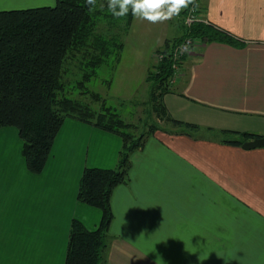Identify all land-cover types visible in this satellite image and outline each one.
<instances>
[{
    "label": "crops",
    "instance_id": "obj_1",
    "mask_svg": "<svg viewBox=\"0 0 264 264\" xmlns=\"http://www.w3.org/2000/svg\"><path fill=\"white\" fill-rule=\"evenodd\" d=\"M199 1L201 15L241 44L196 39L184 58L164 101L174 118L201 129L157 130L132 153L129 179L111 196L104 264H264V147L217 136H264V0ZM168 39L138 52L143 83ZM122 143L68 117L34 173L19 130L1 128L0 264H65L72 220L93 230L102 218L78 198L84 169L115 167Z\"/></svg>",
    "mask_w": 264,
    "mask_h": 264
},
{
    "label": "trees",
    "instance_id": "obj_2",
    "mask_svg": "<svg viewBox=\"0 0 264 264\" xmlns=\"http://www.w3.org/2000/svg\"><path fill=\"white\" fill-rule=\"evenodd\" d=\"M105 3L106 0H98ZM187 10L178 16L182 35L172 44L166 40L163 58L151 68L149 104L162 120L174 125L177 132H199L197 123L174 118L164 101L171 91L173 76L172 48L184 37L207 42L218 41L234 46L241 42L230 31L211 21L184 24ZM133 16L115 19L105 10L89 11L85 0H57L53 6L0 10V129L14 126L23 140V155L28 168L39 173L51 154L53 143L68 117L93 124L121 136L123 143L117 165L113 168L86 167L80 179L78 198L102 211L96 229H88L79 219H73L65 264H104L113 219L111 196L114 188L129 179L131 155L144 146L157 130L169 131L158 124L136 133V125L126 122L114 106L103 99L99 106L75 96V89L85 88L86 81L103 65L116 67L124 48L123 35L132 25ZM106 20L110 31L97 32ZM118 27V32L111 28ZM169 44H171L169 46ZM78 60L83 76L73 88L68 84V64ZM89 90L81 91L87 93ZM91 93V92H90ZM95 101L101 95L91 94ZM213 130L212 127H208ZM172 130V129H170ZM175 131V130H174ZM170 132V131H169ZM221 141L243 144L258 135L221 129ZM240 136V137H239Z\"/></svg>",
    "mask_w": 264,
    "mask_h": 264
},
{
    "label": "rangeland",
    "instance_id": "obj_3",
    "mask_svg": "<svg viewBox=\"0 0 264 264\" xmlns=\"http://www.w3.org/2000/svg\"><path fill=\"white\" fill-rule=\"evenodd\" d=\"M56 2L57 0H0V10L53 6ZM196 2L199 3L200 1L196 0ZM106 30L110 31V27L107 21L103 20L97 27V32L104 34ZM118 30V27L111 28V32H118ZM182 31L178 17L157 24L136 20L134 25L127 32L123 33L125 35L123 37L125 45L122 50L121 60L117 63L116 67L101 66L97 74L91 77L89 81H86V86L83 90L87 88L89 91L82 93L81 91L83 90L77 88L75 89V96L81 97L86 102H91L97 107L105 99L108 105L114 106L117 109V112L126 122L136 125L137 128L135 130L137 134L149 130L150 125L153 123L164 128L176 129L170 122L162 120L149 104L150 85L148 82H144V84L140 78L142 64L146 60L144 56H139V54L149 51L162 36L168 37V40L172 44L174 39L182 35ZM185 38L175 44L172 48L173 54L175 47ZM195 41L196 39H194V43ZM194 43L190 48H193ZM186 55H184L183 60ZM163 56L164 53L158 50L156 61L152 65L153 68H156ZM71 61L68 64L69 71H71L68 74V84L71 87H75L78 80L82 79L83 69L77 59ZM150 72L149 69L147 77ZM93 92L100 94L101 100L95 101L91 96Z\"/></svg>",
    "mask_w": 264,
    "mask_h": 264
},
{
    "label": "clouds",
    "instance_id": "obj_4",
    "mask_svg": "<svg viewBox=\"0 0 264 264\" xmlns=\"http://www.w3.org/2000/svg\"><path fill=\"white\" fill-rule=\"evenodd\" d=\"M89 11L107 10L115 19H122L129 13L139 21H147L151 24L164 23L178 17L182 11L198 7L196 0H106L99 3L98 0H85ZM187 51L188 46L184 45Z\"/></svg>",
    "mask_w": 264,
    "mask_h": 264
},
{
    "label": "built area",
    "instance_id": "obj_5",
    "mask_svg": "<svg viewBox=\"0 0 264 264\" xmlns=\"http://www.w3.org/2000/svg\"><path fill=\"white\" fill-rule=\"evenodd\" d=\"M197 3V2H196ZM198 7L195 8V10H192L191 8L187 9L185 18H184V23L186 27H190L194 22L196 21H207L208 20L206 18H204L201 13H200V4L197 3ZM194 43V39L191 37H186L182 42H180L174 50V54H173V76L171 79V82H173L177 75L180 74V69H181V64H182V60L184 55L188 54L191 50V46ZM187 45L188 46V50L185 51L183 50V46Z\"/></svg>",
    "mask_w": 264,
    "mask_h": 264
},
{
    "label": "water",
    "instance_id": "obj_6",
    "mask_svg": "<svg viewBox=\"0 0 264 264\" xmlns=\"http://www.w3.org/2000/svg\"><path fill=\"white\" fill-rule=\"evenodd\" d=\"M242 145L247 149L264 147V136H258L252 140H247Z\"/></svg>",
    "mask_w": 264,
    "mask_h": 264
}]
</instances>
